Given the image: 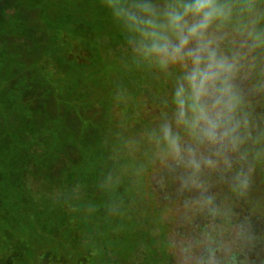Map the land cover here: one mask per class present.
Wrapping results in <instances>:
<instances>
[{"label": "rangeland", "instance_id": "rangeland-1", "mask_svg": "<svg viewBox=\"0 0 264 264\" xmlns=\"http://www.w3.org/2000/svg\"><path fill=\"white\" fill-rule=\"evenodd\" d=\"M254 3L264 13V0ZM79 19L85 28L73 25ZM26 24L33 41L0 39V186L29 201L33 219L13 222L28 243L26 264H233L235 244V264H264L259 246L248 252L264 236V47L231 26L216 31L235 65V103L209 140L175 123L180 69L139 62L105 0H0V33H25ZM61 31L82 36L89 56L67 60L64 48L76 43L56 40ZM44 52L68 62L49 89L37 71ZM87 59L85 87L74 79ZM17 61L15 76L6 68ZM164 124L180 136L179 157L162 142ZM61 156L74 167L65 195ZM239 181L246 193L232 190Z\"/></svg>", "mask_w": 264, "mask_h": 264}, {"label": "clouds", "instance_id": "clouds-1", "mask_svg": "<svg viewBox=\"0 0 264 264\" xmlns=\"http://www.w3.org/2000/svg\"><path fill=\"white\" fill-rule=\"evenodd\" d=\"M105 6L139 62L180 69L172 96L176 125L215 139L235 103V65L222 53L216 31L228 25L252 47H264V13L254 0H105ZM161 139L180 156V136L168 124L161 126Z\"/></svg>", "mask_w": 264, "mask_h": 264}, {"label": "trees", "instance_id": "trees-1", "mask_svg": "<svg viewBox=\"0 0 264 264\" xmlns=\"http://www.w3.org/2000/svg\"><path fill=\"white\" fill-rule=\"evenodd\" d=\"M16 1V0H15ZM78 2V1H77ZM26 9H30V8H36L38 10L37 7L35 6H25ZM16 11V9H15ZM15 13V12H14ZM14 13H12L11 15H7V17H12L14 15ZM80 15V14H79ZM82 15H80L81 17ZM5 17V15L3 14V18ZM84 17V16H83ZM66 18V21H68V18ZM6 19V18H4ZM41 19H43L41 17ZM40 19V20H41ZM37 21L39 23V31H44L46 33V36H42L39 32V37H40V48H44L49 42V33L47 32V30L45 29V21L42 22L41 21ZM17 22V21H15ZM18 24V23H16ZM27 25V24H26ZM76 27L78 28H85V23L79 19L76 20L74 22V24ZM25 30V33L21 32V31H17L18 29H12L11 31H4L3 33H0V39L1 38H5V39H9L10 41H12V44H16L18 42L21 43H25L27 44V41H33L32 37L29 36V31H33L34 29L33 26L31 25H27ZM88 28V26L86 27ZM70 31V30H69ZM29 36V37H28ZM71 35H69V32L67 31H61L59 35H57V37H54L56 40L59 41H65V40H69L72 39L74 43H76L74 46H68V48H64V55H68V59L70 58H74V60H80L82 59L81 57L83 55L89 56L88 54V48L87 45L84 42V38L82 36H78V37H70ZM15 38V39H14ZM54 39V40H55ZM2 46V45H1ZM27 46V45H25ZM1 49V48H0ZM1 51V50H0ZM43 51V50H42ZM3 56H1L2 58ZM5 58V57H4ZM88 58V57H87ZM65 60V62L67 61ZM86 61H88L87 63H82L78 62L80 64L79 69V75H77L78 77L75 78V82L80 84L81 86H85L84 83V77H83V73H82V69L91 67L92 63L91 61H89V59H87ZM22 62V61H21ZM18 63H20V61L18 62H14V63H10L9 66L6 69H9V73H13V75L16 76V74L18 73L16 71V67L19 65ZM68 62H66L67 64ZM77 63V64H78ZM66 64L62 65L59 62H57L56 57L54 56L53 53L50 54V56L48 55V53L44 52V57L42 59L41 62V68L40 70L36 69L39 73V75L42 77L43 81H46L48 84V88L46 87V89H49V87L54 86L57 81L61 80L60 76L62 72L61 70H63L66 67ZM23 65V63H22ZM26 68V67H25ZM1 69V66H0ZM0 73H2V71L0 70ZM14 76V77H15ZM66 81V80H65ZM69 85L71 84L72 81L68 80ZM67 83V82H65ZM73 83V82H72ZM57 85V84H56ZM59 85V84H58ZM85 98V95L83 94H77L73 96V99L75 101H81L82 99ZM64 101L68 102L67 99H65ZM43 134V133H42ZM41 134V135H42ZM39 138V137H38ZM68 145V144H66ZM69 145H71L69 143ZM62 149H56V154L59 153ZM61 163L59 162L57 164L58 170H63V173H65L66 178H64L63 180V184L64 186L62 188H60L61 192L59 191V193L65 195L68 194L70 191V188L68 190V187H70L71 183L68 182L69 177L71 176L72 172H73V168L70 165L69 160L66 156H61L60 157ZM67 161L69 162V164L67 163ZM55 165H53L52 170L53 172H55ZM237 166V165H236ZM57 169V168H56ZM236 169L240 172V165H238L236 167ZM57 172V171H56ZM62 181V180H61ZM62 182H60V185ZM59 185V186H60ZM246 186H248L246 184V182H241L239 181V183H235L232 187L233 191H246L245 188ZM72 191V190H71ZM11 196V197H10ZM13 200V202L15 204H13V207L8 205V200ZM28 199L26 197V195H18L17 196L14 194L10 195V192L6 194V192H4V188L0 186V264H26L27 259L30 258L31 254L29 253V248H28V243L27 240L25 241L24 238H20L19 236H17V232L16 229L14 228V221L17 219L16 217L18 216V214L21 215H28V219L32 220L33 219V214L30 215V213L28 212V207L26 208L24 204H27ZM16 205V206H15ZM15 208V209H13ZM15 210V211H14ZM27 218V217H25ZM217 234V232H215V235ZM256 242L253 244H251V246L248 248V252L251 255H254L257 251L255 249V246L260 248V250L258 252H260L261 254H264V242H263V237L262 235H258L256 236ZM236 246V250L232 253L231 257H230V262H232L233 264H235L238 261V258L240 256V252L238 250H240L239 245L235 244ZM238 248V249H237ZM48 249H45L43 251V253L48 252ZM42 253V252H41ZM37 264H45L44 261L37 259ZM248 264V263H245Z\"/></svg>", "mask_w": 264, "mask_h": 264}, {"label": "water", "instance_id": "water-1", "mask_svg": "<svg viewBox=\"0 0 264 264\" xmlns=\"http://www.w3.org/2000/svg\"><path fill=\"white\" fill-rule=\"evenodd\" d=\"M262 175H263V180H264V165L262 166Z\"/></svg>", "mask_w": 264, "mask_h": 264}]
</instances>
